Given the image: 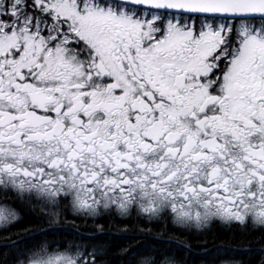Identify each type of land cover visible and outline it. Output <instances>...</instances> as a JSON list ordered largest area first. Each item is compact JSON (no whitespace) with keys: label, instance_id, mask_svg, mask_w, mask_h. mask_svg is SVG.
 Segmentation results:
<instances>
[{"label":"snow or ice","instance_id":"snow-or-ice-1","mask_svg":"<svg viewBox=\"0 0 264 264\" xmlns=\"http://www.w3.org/2000/svg\"><path fill=\"white\" fill-rule=\"evenodd\" d=\"M0 190L49 224L135 210L264 243V0H0ZM34 236L0 207L16 264H100Z\"/></svg>","mask_w":264,"mask_h":264},{"label":"flooded vegetation","instance_id":"flooded-vegetation-1","mask_svg":"<svg viewBox=\"0 0 264 264\" xmlns=\"http://www.w3.org/2000/svg\"><path fill=\"white\" fill-rule=\"evenodd\" d=\"M5 206L11 207L14 211L20 212L24 218L28 216H31L35 219L39 218L40 222L37 224V228H35L37 226L35 224L34 226L28 225L32 232L35 233V236L32 238L40 237V239H35L34 241H30L32 240L31 238L27 242V251L29 254H31L33 250H39L45 244L47 246L44 248V251L49 257H55L67 252L69 250V245L74 246L77 243L92 245L94 240L98 236L102 235V231H105L103 230L105 226L104 222L107 221L115 223V229L120 232H129L128 223H135L139 227V229H137V234L140 233L146 237L154 236L156 243H158L156 244V248L153 249L154 253L149 255H138L135 258V264H143V261L145 260H152L155 262V264H164L165 261H169L171 264H184V260H187V257H190L191 253L193 257H195L193 264H249L247 263L248 259L246 260L244 256V251H239L235 248L227 250L221 245L223 242H219L218 239H215V241L212 242L207 241L206 236L210 235L211 233H219L226 236H230L232 234H237L239 236H252L253 238H258L259 240H256L257 244L260 243V245L264 247V243H261V237L259 233L253 234L251 229H249L248 232H242L238 227H233L230 230L227 225L222 224L218 220L211 221L209 226L203 229L202 232H198L195 228L186 230L174 226L170 219L153 221L150 225L151 231H149L147 228L141 231V224L147 223V221L143 218L138 220L137 214L134 210L130 220H125L124 218L116 215L113 211L112 214H102L101 216L94 219L90 218L86 225L85 223L81 222V220L72 216H69V218L65 220L63 214L60 216L61 223L49 224L46 217V212L48 210L45 209L42 211L41 203L35 200V198H33L31 201L19 203L15 199L14 195L5 197L2 194V190H0V207ZM123 223L126 225H122ZM91 224L95 226L93 228H88ZM76 228L84 229L83 238H80V234L74 231ZM16 231L20 233L21 236L24 235L23 226L13 229L14 233ZM45 232L48 233L47 236H44ZM57 234H70V236L65 237L63 244H50L49 241L50 239H53L52 236ZM190 243L194 244L193 250L189 249ZM160 244H165L166 246L175 245L176 247L185 246L187 250V253L183 255L185 259L184 257L177 255L175 252H173L171 255H168L167 253H159L163 247ZM205 248H207L209 251H205ZM175 249L176 251H179L180 248ZM6 251L13 250L11 247H6L5 241L0 239V254L8 253ZM0 264H16V254L13 258L7 257L5 260H0ZM100 264H103L102 258L100 259Z\"/></svg>","mask_w":264,"mask_h":264},{"label":"trees","instance_id":"trees-1","mask_svg":"<svg viewBox=\"0 0 264 264\" xmlns=\"http://www.w3.org/2000/svg\"><path fill=\"white\" fill-rule=\"evenodd\" d=\"M25 224L27 225H37L39 224V218L35 219L31 216L25 217ZM104 229L102 231V235L98 236L92 245H95L103 252L102 262L103 264H135V258L139 255H149L154 253L153 249L156 248V240L154 236L146 237L142 234H137V229H139L138 225L135 223H128L129 232H120L115 229V223L110 221L104 222ZM126 225V224H122ZM95 225L91 224L88 228H93ZM38 225L35 227L37 228ZM107 230V231H106ZM15 233H18L17 231ZM43 236V235H42ZM70 234H57L52 236L53 239H50V244H63L65 241V237H69ZM64 237V238H63ZM44 238V236H43ZM35 239H40V237L32 238L30 241H34ZM218 239L219 242H223L221 245L223 248L227 250H231V248H235L237 250L251 248L257 250L252 254V257L248 254L244 253V256L247 260V263L251 261V264H259L258 259V250L263 246L257 244L256 240L258 238H253L252 236L247 235H237L232 234L230 236L222 235L219 233H211L206 236V240L209 242L215 241ZM162 249L159 253H167L168 255L173 254L175 252L177 255L184 257L187 253L186 247H176L175 245L166 246L165 244H160ZM175 248H180L179 251H176ZM188 249V247H187ZM190 250L194 249V244L190 243ZM8 253L0 254V260H5V258H13L15 253L13 251H6ZM191 253V252H190ZM194 258L192 253L190 257H187V260L184 257V264H193Z\"/></svg>","mask_w":264,"mask_h":264}]
</instances>
